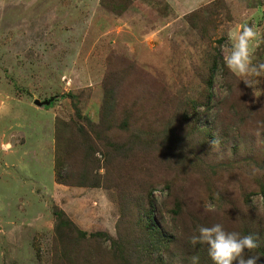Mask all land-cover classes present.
Wrapping results in <instances>:
<instances>
[{
	"label": "rangeland",
	"instance_id": "1",
	"mask_svg": "<svg viewBox=\"0 0 264 264\" xmlns=\"http://www.w3.org/2000/svg\"><path fill=\"white\" fill-rule=\"evenodd\" d=\"M245 24L264 63V0H0V264H212L215 223L264 264V75L200 105Z\"/></svg>",
	"mask_w": 264,
	"mask_h": 264
},
{
	"label": "clouds",
	"instance_id": "2",
	"mask_svg": "<svg viewBox=\"0 0 264 264\" xmlns=\"http://www.w3.org/2000/svg\"><path fill=\"white\" fill-rule=\"evenodd\" d=\"M255 25H242L238 33L229 32L228 41L230 52L224 57V67L235 76L242 77L241 81L253 88L255 81L252 77L259 78L264 75V63L254 65L253 42L258 37ZM219 140L210 142L211 149L216 151ZM206 212H214L212 204L205 206ZM190 243L192 246L202 245L207 248V255L212 264H258L260 256L248 255L247 253L258 248L259 237L253 234L241 235L239 232L227 231L221 223L211 226H200ZM191 264H199V257L192 256Z\"/></svg>",
	"mask_w": 264,
	"mask_h": 264
},
{
	"label": "trees",
	"instance_id": "3",
	"mask_svg": "<svg viewBox=\"0 0 264 264\" xmlns=\"http://www.w3.org/2000/svg\"><path fill=\"white\" fill-rule=\"evenodd\" d=\"M223 68V63L220 64L217 63L215 60L212 62L211 64V67H210V72H209V76L206 78V80L204 81V89H203V100L204 102L202 104H200L201 106L202 105H208L210 99H211V84H212V81H213V77L214 75H216L217 72H220Z\"/></svg>",
	"mask_w": 264,
	"mask_h": 264
}]
</instances>
